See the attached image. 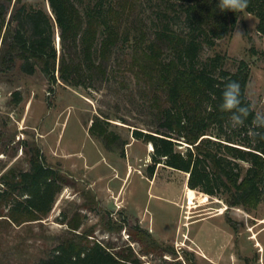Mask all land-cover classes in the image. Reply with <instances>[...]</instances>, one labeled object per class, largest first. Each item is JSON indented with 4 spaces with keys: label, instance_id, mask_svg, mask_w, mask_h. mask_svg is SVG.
Segmentation results:
<instances>
[{
    "label": "rangeland",
    "instance_id": "1",
    "mask_svg": "<svg viewBox=\"0 0 264 264\" xmlns=\"http://www.w3.org/2000/svg\"><path fill=\"white\" fill-rule=\"evenodd\" d=\"M29 1L51 12L48 0ZM143 1L153 18L166 7L170 18L161 25L170 19L173 28L188 31L178 5ZM116 20L124 26L132 19L120 11ZM257 23L255 14L243 11L230 34L214 46L203 45L199 55L207 59L222 54L224 67L233 71L245 59L251 66L248 97L264 113V36ZM156 26L150 22V34ZM59 37L57 28L60 55ZM130 49V43H119L106 64L107 73L80 86L63 82L59 72L51 82L40 69L32 74L19 67L0 69V187L7 170L29 166L25 147L33 143L66 178L48 216L0 223L1 264H33L48 256L69 221L89 232L92 240L147 264H264V200L250 209L229 207L215 195L206 199V193L191 189L185 171L157 163L151 175L154 148L136 138L133 129L147 131L157 121L128 67ZM96 116L108 119L109 130L119 138L109 143L92 135L89 127Z\"/></svg>",
    "mask_w": 264,
    "mask_h": 264
},
{
    "label": "trees",
    "instance_id": "2",
    "mask_svg": "<svg viewBox=\"0 0 264 264\" xmlns=\"http://www.w3.org/2000/svg\"><path fill=\"white\" fill-rule=\"evenodd\" d=\"M167 1L180 7L178 16L187 32L173 28L170 19L161 25L170 18L166 7L153 18L143 0H48L51 12L29 0H16L9 17L12 0H0V69L19 67L26 74L40 69L51 82L59 72L63 82L80 86L105 75L115 46L130 43L128 67L157 121L147 131L133 129L136 138L153 145L151 175L155 164L163 163L189 174L191 189L215 195L229 207H257L264 200V128L252 123L258 112L247 94L251 66L241 59L233 71L224 67L222 54L207 59L199 54L203 45L214 46L227 37L243 11L257 16V30L264 36V0H248L247 8L238 12L221 11L220 0ZM120 11L132 19L129 25L116 20ZM150 22L160 25L152 34ZM229 81L239 82L241 106L249 108L243 126L233 127L232 113L220 107ZM14 95L21 100L19 91ZM109 123L96 116L89 131L114 142L119 136L109 130ZM3 136L0 130V140ZM25 151L29 166L1 175L0 223L43 219L66 184L62 168L49 163L39 145L33 143ZM67 223L48 256L33 264H147L116 253ZM152 243L159 247L156 240Z\"/></svg>",
    "mask_w": 264,
    "mask_h": 264
},
{
    "label": "clouds",
    "instance_id": "3",
    "mask_svg": "<svg viewBox=\"0 0 264 264\" xmlns=\"http://www.w3.org/2000/svg\"><path fill=\"white\" fill-rule=\"evenodd\" d=\"M221 11L230 10L233 12L243 11L248 6V0H220ZM240 84L237 81H229L222 93L221 110L232 113L230 121L233 127L243 126L249 115V108L241 106ZM256 127L264 128V113H256L253 121Z\"/></svg>",
    "mask_w": 264,
    "mask_h": 264
},
{
    "label": "bare ground",
    "instance_id": "4",
    "mask_svg": "<svg viewBox=\"0 0 264 264\" xmlns=\"http://www.w3.org/2000/svg\"><path fill=\"white\" fill-rule=\"evenodd\" d=\"M151 148H153V146H152V145H151ZM205 196H206V199H208V197H207V196H208V194H207V193H206V195H205ZM190 202H191V203H193V201H192V200H191ZM254 237H255V236H254ZM257 245H261V243L258 241V242H257Z\"/></svg>",
    "mask_w": 264,
    "mask_h": 264
},
{
    "label": "water",
    "instance_id": "5",
    "mask_svg": "<svg viewBox=\"0 0 264 264\" xmlns=\"http://www.w3.org/2000/svg\"><path fill=\"white\" fill-rule=\"evenodd\" d=\"M60 38V37H59Z\"/></svg>",
    "mask_w": 264,
    "mask_h": 264
}]
</instances>
